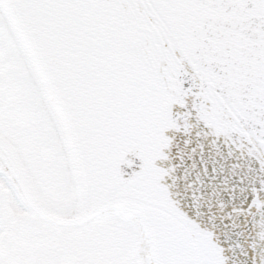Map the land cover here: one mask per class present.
Returning a JSON list of instances; mask_svg holds the SVG:
<instances>
[{"label":"snow or ice","instance_id":"1","mask_svg":"<svg viewBox=\"0 0 264 264\" xmlns=\"http://www.w3.org/2000/svg\"><path fill=\"white\" fill-rule=\"evenodd\" d=\"M0 264H264V0H0Z\"/></svg>","mask_w":264,"mask_h":264}]
</instances>
